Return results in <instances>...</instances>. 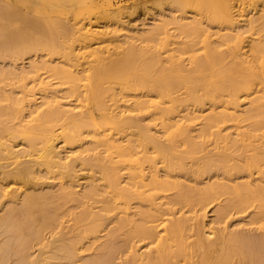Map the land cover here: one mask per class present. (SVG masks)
<instances>
[{"label":"bare ground","instance_id":"6f19581e","mask_svg":"<svg viewBox=\"0 0 264 264\" xmlns=\"http://www.w3.org/2000/svg\"><path fill=\"white\" fill-rule=\"evenodd\" d=\"M125 4L0 0V264H264V233L211 226L233 211L257 209L245 225L264 217V137L239 124L224 134L252 119L264 130V0ZM139 5L160 18L128 34ZM187 163L200 178L238 169L249 180L158 202L152 193L182 190L171 173ZM134 199L149 209L130 212ZM182 201L199 209L172 221L166 206Z\"/></svg>","mask_w":264,"mask_h":264},{"label":"rangeland","instance_id":"374dc122","mask_svg":"<svg viewBox=\"0 0 264 264\" xmlns=\"http://www.w3.org/2000/svg\"><path fill=\"white\" fill-rule=\"evenodd\" d=\"M115 1V4H117V5H126L125 3H127V5H130V3L133 1V0H114ZM129 3V4H128ZM140 6L141 5H139V7H138V11L137 10H135L136 12H133L132 14H130V15H124L125 16V23H126V27L124 28L125 30V32H127L128 34H132V32H135L136 30H142L144 27H143V24H146V26H149L151 23H152V21H153V18H160L159 17V15L155 12V11H144V8H143V6H142V9L140 8ZM139 8H140V10H139ZM261 9L262 8H260V7H258V9L257 10H259V12L261 11ZM154 12V13H153ZM153 14H156L155 16H153ZM165 14H167L168 15V17H170V11H169V9H167L166 11H165ZM127 16V17H126ZM189 18V20L191 19V17H190V15H187ZM256 16H257V18H258V16H259V14H256ZM255 16V17H256ZM206 17V18H205ZM204 17V19H205V21L207 22V23H209L210 25H212V28H213V31H215L216 29H218L219 27H223V25H219L218 26V24L219 23H215V24H212L213 22H210V18L208 17V16H205ZM207 17H208V20H207ZM102 22V25H101V29H103V30H105L106 28L104 27V25H103V22H105V21H101ZM217 24V25H216ZM216 28V29H215ZM170 33H172L173 35H174V37L171 39L172 41H175V42H177V43H181V42H188V40L189 39H184V37H182V36H178V35H176V33L177 32H175L174 30H171V32ZM260 36H256V37H254V38H259ZM194 39V38H193ZM193 39H192V41H193ZM190 41V40H189ZM190 43V42H189ZM136 44H139V42H137ZM173 47H178L179 45L178 44H175V45H172ZM201 45H199V46H197V47H200ZM223 50V49H222ZM225 50H227V49H225ZM194 53V52H193ZM203 55V52H199V53H196V55L197 56H199V55ZM188 54H186V55H183L182 57L184 58V59H188ZM187 62V61H186ZM185 62V63H186ZM25 63H27V61L25 62ZM189 67V66H188ZM261 88H264V86H262ZM135 94H137L139 97H140V100H143V99H145V98H147V97H145V96H143V91H140V90H138V91H136V92H134ZM179 93H182V91H180ZM222 100V99H221ZM223 100H224V98H223ZM218 101H220V100H218ZM248 108H250V109H248L249 111L251 110V108L253 109V107L251 106H248ZM204 110H206L204 113H205V115L206 116H209V114L211 115V109L209 110V106L207 105V106H205L204 107ZM93 112L96 114V115H98V120L100 121L101 120V117L99 116V115H101V113L97 110V109H93ZM209 113V114H208ZM253 113H255V112H253V110L252 111H250L249 112V114H251V115H253ZM208 114V115H207ZM140 116H144V113H141V114H138V117H140ZM145 116H146V113H145ZM147 117V116H146ZM142 118V117H141ZM141 118H139V119H141ZM253 120L254 119H252V120H249V122L248 121H246V122H243V123H232V122H230V123H227L226 125H225V129L227 130L228 128H230L231 126H235V124L237 125V124H239L240 126L239 127H241L242 126V128H239L240 130V133L243 135V133H244V135H252L253 136V140L255 141V143L256 144H258V143H260L261 141H263V137H264V135L262 134L263 132H264V130H262V132L261 131H254V127L252 128V126H253V124L254 123H252L253 122ZM148 121H144V123H142V124H146ZM245 123V124H244ZM231 124H233V125H231ZM252 126H251V125ZM246 126H248V127H246ZM228 127V128H227ZM224 129V130H225ZM234 129H235V127H232V129H228V131L226 132V130H225V133L224 134H230V132L232 133L233 131H234ZM243 129V130H242ZM252 129V130H251ZM224 130H223V132H224ZM215 131V130H214ZM242 131H243V133H242ZM133 132H135V130H133ZM229 132V133H228ZM253 132V133H252ZM260 132V133H259ZM251 133V134H250ZM223 134V133H222ZM226 134V135H227ZM258 135V136H257ZM262 137H261V136ZM213 137H211V138H208V139H206V146L208 145V143H209V139H210V144L212 143V141H211V139H212ZM214 139V138H213ZM180 145H181V142H180ZM86 147H87V145H85ZM182 146V145H181ZM208 149L210 148L211 150H213V151H216L215 150V140H214V144H212V146H210L209 147V145H208V147H207ZM214 148V149H213ZM180 149H183V147L182 148H180ZM209 149V152H211V150ZM205 151H206V153H208V150H204V152H201V153H199L197 156H198V158L200 159L201 157H203L204 156V153H205ZM212 151V152H213ZM241 152H237V153H235L236 155H238V154H240ZM196 156V157H197ZM197 158V159H198ZM188 163H190L189 161H187ZM199 162V163H198ZM197 163L200 165V161H198ZM186 164V166L183 168V170H182V168H179V169H181V170H179V171H172V173H171V175L173 176V181L174 182H176V183H178V184H180L181 183V186L184 188H182V190H181V187L180 186H178L177 188H175V189H173V190H170V191H168V192H155V193H152L153 195H155V196H159V197H161L160 199H158V202H163V201H168L169 199L170 200H174V199H176V196L178 197V195L179 194H182L184 191H187V190H190L191 191V189H193L192 190V192L194 193H199L203 188H204V186L207 184V183H209V182H212V181H220V182H225V183H227L228 185H231V186H235V185H237V186H241V184H242V186L243 185H245V183L249 180L248 179V175L250 174V173H247L246 174V172L244 173V171H243V173H241L238 169H236V170H233V171H226V173H228L227 175H226V173L225 172H222V170H220L219 172H217V171H213V175H212V173H210V175L208 174V175H203V177H201L200 178V176L201 175H199V177H198V175H197V173H194V175H193V169L191 168V167H189V166H191V164L193 163H191V164ZM195 163H196V161H195ZM198 164H197V167H198ZM232 164V163H231ZM232 165H234V163L232 164ZM235 165H237V164H235ZM189 167V168H188ZM196 165H195V167H194V172H195V170H196ZM187 168V169H186ZM192 169V170H191ZM178 170V169H177ZM186 170V171H185ZM224 171V170H223ZM239 172V173H238ZM252 172V177H253V179H255V178H258V176L260 177V175H257L256 174V171L255 170H252L251 171ZM215 173V174H214ZM216 173H217V175H216ZM225 173V174H224ZM192 174V175H191ZM230 174V175H229ZM216 175V176H215ZM223 177H222V176ZM219 176V177H218ZM257 176V177H256ZM208 180H210L209 182H208ZM57 183V182H56ZM244 183V184H243ZM240 184V185H239ZM186 188V189H185ZM55 189H56V187H55ZM195 189V190H194ZM178 190V191H177ZM198 190H199V192H198ZM179 192V193H178ZM194 193V194H195ZM196 195V194H195ZM180 196V195H179ZM229 197H230V195H228ZM228 196H226L225 195V197L223 196V198H221V199H219L216 203H215V205L216 204H219V203H221V204H223V205H225V204H228L229 203V200H230V198L228 199L227 197ZM225 198H227V203L226 202H223V200L225 201ZM231 198H232V196H231ZM103 201H106V197L104 196V197H102L101 198ZM222 201V202H221ZM232 200H230V202H231ZM264 201V200H263ZM184 202V203H183ZM131 203V204H130ZM129 203V205H130V208H131V210H130V212H134V213H137L138 211H139V207L141 208V210H144L145 209V211L146 210H148L149 208L147 207L148 206V203H146V202H139L137 199H134V201L132 200L131 202ZM192 204H194V203H192ZM192 204H191V206H192ZM214 204H212L211 206H209L208 208V218H207V220H209V221H211L212 220V218H214V214H213V211H216V209H218V206H215ZM222 205V206H223ZM75 206H76V202H70V203H67V204H65L64 205V207H63V209L65 210V209H67V208H69L70 210H72V211H74V212H78L79 210L77 209L76 210V208H75ZM190 203L187 205V202L186 201H182V203L180 204L179 203V205L178 204H175V205H172V206H166V209L167 208H171L172 207V209H170V212L172 211V215H171V217H172V221L173 220H177L178 218L179 219H182V217H185L186 216V218H187V216L190 218V215H191V217H192V214H193V212L195 211V210H198L199 208L198 207H194V211L190 214V213H188L189 212V210H190ZM74 208H75V210H74ZM192 209V208H191ZM255 210H256V212H257V209L255 208ZM255 210L253 209V208H251V209H248L247 211H245V212H241V213H238V212H232L229 216H228V218L226 219V221H225V223H221L220 225H218V226H216L217 225V223L215 222L214 224L212 223L211 224V226L213 225V228H216L217 230L218 229H220V230H222L221 228H224V226H228L229 228H228V231L229 232H231V231H237V233L238 232H242V233H246V234H250L249 233V231H251V235H253V234H255L256 236H261L263 233H264V217H263V219H262V221L261 222H259L258 224H253V225H245V224H247L248 222H250V221H253L254 219H253V217L255 216ZM174 211V212H173ZM192 211V210H191ZM186 212V213H185ZM197 212V211H196ZM177 213V214H176ZM185 216H184V215ZM199 214V213H198ZM175 215H176V217H175ZM111 216H112V214H111ZM178 216V217H177ZM182 216V217H181ZM252 216V217H251ZM115 216L113 215L112 216V218L113 219H116V218H114ZM181 217V218H180ZM175 218V219H174ZM112 219V220H113ZM170 219V218H169ZM185 219V218H184ZM171 220V219H170ZM196 220L197 219H195L194 218V225H195V222H196ZM232 223H233V225H232ZM239 223H240V225H239ZM70 224H72V222L70 223ZM219 224V223H218ZM223 224H225L224 226H223ZM245 225V226H244ZM256 225H257V227H256ZM111 226H113V224H111ZM111 226H109V227H111ZM223 226V227H222ZM239 226V227H238ZM255 226V227H254ZM252 228V229H251ZM253 228H255V229H253ZM216 229H214V230H216ZM239 229H240V231H239ZM256 229L258 230V231H256ZM261 229V230H260ZM263 229V230H262ZM217 230H216V233H217ZM218 231V233L220 232V234H221V231ZM244 231V232H243ZM247 231H248V233H247ZM193 232H195V230L193 231ZM262 232V233H261ZM191 233H192V231H191ZM261 233V234H260ZM119 234H121L120 232H117L116 233V235L118 236ZM193 234V233H192ZM220 234H217L218 236L220 235ZM259 234V235H258ZM218 236H216V239H217V237ZM122 237L123 236H118V241H121L122 240ZM192 241H191V240ZM189 240H188V243L190 244L191 243V245L193 244V242L195 241L196 242V236H193V237H191ZM218 240V239H217ZM214 241L216 242V240L214 239ZM194 242V243H195ZM144 242H141V243H139V245L140 246H144ZM195 245V244H194ZM196 246V245H195ZM194 246V247H195ZM196 248V247H195ZM147 249L148 248H146L145 246L141 249V252H145V251H147ZM123 258H125V257H123ZM122 258V259H123ZM118 263H121V261L120 260H118ZM183 264V263H182Z\"/></svg>","mask_w":264,"mask_h":264}]
</instances>
